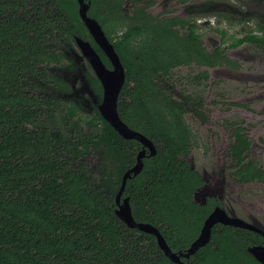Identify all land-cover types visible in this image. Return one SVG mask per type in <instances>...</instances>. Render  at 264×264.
I'll use <instances>...</instances> for the list:
<instances>
[{"label":"trees","instance_id":"16d2710c","mask_svg":"<svg viewBox=\"0 0 264 264\" xmlns=\"http://www.w3.org/2000/svg\"><path fill=\"white\" fill-rule=\"evenodd\" d=\"M77 7L76 0H0V264H174L153 234L115 213L122 175L135 160L128 148L136 153L139 143L119 136L95 106L88 113L80 98L61 97L71 86L55 71L75 70L66 54L75 36L89 39L108 65ZM120 13L119 0H90L88 15L113 42L127 79H138L131 101L118 100L119 116L156 146L122 196L136 221L183 249L196 236L188 232L197 215L190 201L196 176L181 158L189 136L165 118L176 110L163 96L146 101L143 67L168 68L179 51L182 59L202 48L194 25L188 36L173 29L178 19L127 24L112 36ZM85 75L100 99L98 79ZM202 251L207 258L205 247L194 257Z\"/></svg>","mask_w":264,"mask_h":264},{"label":"flooded vegetation","instance_id":"af4514ba","mask_svg":"<svg viewBox=\"0 0 264 264\" xmlns=\"http://www.w3.org/2000/svg\"><path fill=\"white\" fill-rule=\"evenodd\" d=\"M86 1L90 5V0ZM119 2L121 18L115 21L112 36L123 35L127 24L140 26L145 20L157 22L160 19H178L172 25L173 29L180 35H187V27L194 25L202 48L200 53L189 51L188 57L182 59L179 51L176 65L168 68L156 69L145 65L144 88L147 102L150 97L159 100L163 96L165 102L175 106L176 115L165 118L177 121V128H181V122L184 132L188 134L187 153L181 155V158L196 176L190 195L197 214L196 222L188 231L196 233V236L188 246L172 251L185 252L199 235L206 217L216 207L224 210L227 221L214 223L209 240L188 257L180 255L179 260L174 262L163 255L174 264H264V84H261L264 67L256 66L255 59H243L245 54L254 57L259 53L264 56V0ZM199 8L207 13H199ZM43 9L46 7L43 6ZM213 9L221 12L215 13ZM202 14L212 19L204 22L208 31L221 34L220 40L211 48L205 46L198 32L200 22L196 17ZM180 21H184V28H181ZM215 23L228 24L232 34L216 27ZM75 38L73 45L77 47ZM91 39L95 43L92 36ZM84 40L91 43L89 39ZM73 45L68 47L66 54L78 59ZM96 46L107 59L100 47ZM107 62L108 65L104 63L111 68L108 59ZM124 70L125 79L117 103L124 99L131 101V93L138 80L134 75L127 79V71ZM216 70L219 72L215 73ZM91 72L95 75L92 69ZM241 76H246L247 80ZM231 81L236 82L237 86L232 87ZM61 97L69 100L70 96ZM144 136L151 141L156 153L155 143ZM124 139L139 143L136 153L133 148H128V154L135 158L129 168L136 163L140 151L144 150L142 163L145 157L151 156L152 149L147 145L134 138ZM236 219L241 220L239 225L232 223ZM190 224L187 222V225ZM204 247L209 251L207 258L203 257V251L194 257Z\"/></svg>","mask_w":264,"mask_h":264},{"label":"water","instance_id":"95a60500","mask_svg":"<svg viewBox=\"0 0 264 264\" xmlns=\"http://www.w3.org/2000/svg\"><path fill=\"white\" fill-rule=\"evenodd\" d=\"M78 3V15L82 20L84 26L87 28L91 34L95 43L100 47L103 53L106 55L108 61L111 64V68L107 67L103 62L102 58L96 51V49L91 45L88 40H84L81 37L75 38V43L80 51V54L77 52L75 56H72L74 59L75 65V75L76 80H69L63 74H60L61 70H66L63 68H58L55 71L59 77L67 80L70 83L72 92L68 94L71 98H80V102L84 107L86 112H89L94 106L97 107L101 117L108 122V124L121 136L124 138H134L142 142L143 145H147L152 149L151 155L155 154V149L151 141L146 138L142 133L131 129L119 116L117 110V99L120 92V89L124 83L125 79V70L124 66L114 49L113 44L109 41L105 35L99 22L87 14L89 7V1L86 0H76ZM253 9L254 4H253ZM85 61V63L81 61ZM81 64V65H80ZM86 67H89L93 70L96 77L98 78L102 93L101 98L94 93L93 89L90 86V82L85 75ZM54 69H52L53 71ZM79 77V78H78ZM90 113V112H89ZM144 154V150L140 151L137 156L136 163L129 169H127L123 175L120 187L115 195V200L117 207L115 209L116 215L130 228H137L140 231L153 234L155 236L156 242L163 254L170 260L176 262L179 260V256L183 255L188 257L193 254L199 247L203 246L210 237L211 227L216 222H226V214L223 209L216 207L205 219L204 225L195 240L191 242L189 247L185 252L176 253L167 244L165 238L159 231V229L148 223L136 221L131 213V207L129 203V197L125 196L120 199L121 194L123 193L126 180L132 175H136L142 169V160L141 156ZM234 225H239L241 223L240 219L233 221Z\"/></svg>","mask_w":264,"mask_h":264},{"label":"rangeland","instance_id":"374dc122","mask_svg":"<svg viewBox=\"0 0 264 264\" xmlns=\"http://www.w3.org/2000/svg\"><path fill=\"white\" fill-rule=\"evenodd\" d=\"M225 1H227V2H230V0H225ZM213 11L216 13V12H221V11H219V10H217V9H213ZM198 12L199 13H207L205 10H203L202 8H199L198 9ZM222 13H225V12H222ZM212 20L211 19V17H209V16H206V15H203L202 14V16H197L196 17V20L198 21V22H200V28L198 29V32H200V34H201V41L202 42H204V44H205V46L206 47H208V48H211L214 44H216L217 43V41L218 40H220V38H221V34L219 33V32H212V31H208L209 29L208 28H206V23H204L205 22V20ZM215 25H216V27H221V29H224V30H227V33L228 34H232V28L228 25V24H221L220 23V25L219 24H216L215 23ZM73 48H74V50L78 53V54H80V51L78 50V48L77 47H75V45H73ZM244 52V51H243ZM242 52V53H243ZM244 57H245V59H250V58H252V59H255V64H256V66H261V67H264V56L263 55H261V54H257V55H255L254 57H251L250 56V54H245V55H243V59H244ZM64 62L66 63L67 61L66 60H64ZM82 63L84 62L85 63V61H81ZM86 70L87 71H91V69L89 68V67H86ZM75 71L76 70H74V71H72V70H68V69H66V70H61V72H59L60 74H63L65 77H67L69 80H71V81H73V80H76L75 78H76V73H75ZM217 72H219L218 70H216L215 71V73H217ZM242 77V79L243 80H247V78H246V76H241ZM79 78V77H78ZM261 84H264V79H262L261 80ZM230 85L232 86V87H235V86H237V83L236 82H230ZM206 86H207V84H206ZM208 89H209V87H208ZM214 90V89H213ZM206 91V90H205ZM71 92H72V89H71ZM213 94V93H212ZM91 110H93V108L91 109ZM92 112V111H91ZM93 167L95 166V162H97L96 161V158H95V160H93ZM262 191L264 192V189H262Z\"/></svg>","mask_w":264,"mask_h":264}]
</instances>
